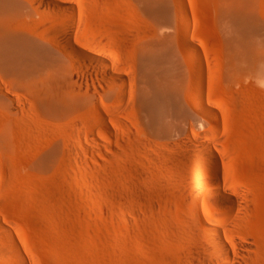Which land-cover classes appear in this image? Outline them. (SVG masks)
Listing matches in <instances>:
<instances>
[{
    "label": "rangeland",
    "instance_id": "obj_1",
    "mask_svg": "<svg viewBox=\"0 0 264 264\" xmlns=\"http://www.w3.org/2000/svg\"><path fill=\"white\" fill-rule=\"evenodd\" d=\"M26 1L79 100L56 113L0 70V264H264V0ZM67 21L128 86L64 49ZM211 223L241 263L206 252Z\"/></svg>",
    "mask_w": 264,
    "mask_h": 264
},
{
    "label": "bare ground",
    "instance_id": "obj_2",
    "mask_svg": "<svg viewBox=\"0 0 264 264\" xmlns=\"http://www.w3.org/2000/svg\"><path fill=\"white\" fill-rule=\"evenodd\" d=\"M38 1H40L43 6L49 4L51 7L61 8L68 11L73 10L75 7V4H72L73 1L71 3V0ZM33 10L36 11L37 9L28 4L26 0H0V70H3V72L8 74L10 78L24 80L28 90L33 92V94L38 97L48 109L51 108L56 113H63L72 109L79 100L75 84L76 78L73 75L66 74V70L63 69L62 65L59 67L62 66L63 70H61V68L58 70V68L55 67L58 63H54L52 66L51 63L54 57L50 53L51 51H48L45 47V49H43L42 46H40V43L31 37V34L28 32L29 30L27 31V28L24 27L29 23L27 21H29L28 19L30 18V15H32ZM27 15H29V18ZM25 16H27L28 19H26ZM23 18L26 19V22H24ZM67 22L61 24L59 29L60 34H62L64 49L78 61L88 60V63L91 61L99 64L105 70L104 73L108 77V80H110L109 78L119 80L120 83L124 84L123 86H128L126 84H129L128 81L130 78L128 79L127 76L116 70V64L111 58H109L110 56L107 57L105 54L103 55V53L101 54L89 47H84V45L82 46L80 43H76L75 40L72 39L73 27H71L69 23L70 21ZM186 22L188 26L191 24L187 19ZM196 53H192V58L199 61L200 57ZM45 55H48L47 58L52 56V59L50 58L48 61L45 60ZM55 61L57 60L54 59L53 62ZM125 96L122 98L123 100L126 99ZM8 99L13 109L16 108V103H13V99L10 97ZM195 103L203 113L210 118L212 117V112H210L200 101L196 99ZM77 148L72 146L68 149V152L77 154ZM208 156L213 165H215V156L211 153H209ZM211 182L213 184L215 196L221 201L227 202L233 207L240 204L242 205L239 195L227 191L218 175L212 174ZM232 214L233 210H229L227 213L228 216H231ZM207 227L211 231L213 239L208 240L205 243L206 245L204 249L206 252L213 255L220 251L221 253H219V255L224 261L231 263L236 260L238 261V259L235 260L232 256L233 254L227 249L226 243L222 237L223 231L212 223ZM235 246L243 254V247L238 243H236ZM251 250L250 247V255ZM28 263L29 262L27 261V264ZM245 263L247 264V261H245Z\"/></svg>",
    "mask_w": 264,
    "mask_h": 264
}]
</instances>
